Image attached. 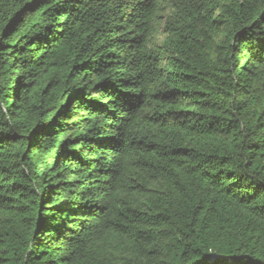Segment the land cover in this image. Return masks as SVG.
<instances>
[{
    "label": "trees",
    "instance_id": "16d2710c",
    "mask_svg": "<svg viewBox=\"0 0 264 264\" xmlns=\"http://www.w3.org/2000/svg\"><path fill=\"white\" fill-rule=\"evenodd\" d=\"M0 264H264V0H0Z\"/></svg>",
    "mask_w": 264,
    "mask_h": 264
},
{
    "label": "water",
    "instance_id": "95a60500",
    "mask_svg": "<svg viewBox=\"0 0 264 264\" xmlns=\"http://www.w3.org/2000/svg\"><path fill=\"white\" fill-rule=\"evenodd\" d=\"M227 261L231 263V260L230 259H227Z\"/></svg>",
    "mask_w": 264,
    "mask_h": 264
},
{
    "label": "rangeland",
    "instance_id": "374dc122",
    "mask_svg": "<svg viewBox=\"0 0 264 264\" xmlns=\"http://www.w3.org/2000/svg\"><path fill=\"white\" fill-rule=\"evenodd\" d=\"M16 151H17V149H16ZM18 153H21V150H20V151H18Z\"/></svg>",
    "mask_w": 264,
    "mask_h": 264
}]
</instances>
